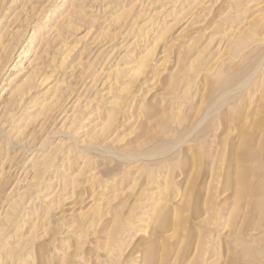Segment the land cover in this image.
Segmentation results:
<instances>
[{
  "label": "rangeland",
  "instance_id": "obj_1",
  "mask_svg": "<svg viewBox=\"0 0 264 264\" xmlns=\"http://www.w3.org/2000/svg\"><path fill=\"white\" fill-rule=\"evenodd\" d=\"M261 38L264 0H0V264H264V166L238 205L229 175L264 121Z\"/></svg>",
  "mask_w": 264,
  "mask_h": 264
},
{
  "label": "bare ground",
  "instance_id": "obj_2",
  "mask_svg": "<svg viewBox=\"0 0 264 264\" xmlns=\"http://www.w3.org/2000/svg\"><path fill=\"white\" fill-rule=\"evenodd\" d=\"M258 38H259V37H258ZM262 39H264V38H261V40H262ZM259 40H260V38H259ZM261 43H263V42H261ZM257 44H258V43H257ZM260 45H261V44H260ZM259 47H260V46H259ZM257 48H258V47H257ZM234 51H235V50H234ZM236 51H238V50H236ZM229 53H230V52H229ZM233 53H234V52H233ZM263 53H264V52H263ZM232 55H233V54H232ZM236 55H237V54H236ZM262 55H263V54H262ZM233 57H234V56H233ZM263 58H264V56H263ZM231 59H232V58H231ZM233 59H234V58H233ZM257 60H258V59H257ZM261 60H262V58L259 60V62H261ZM255 63H256V61H255ZM252 67H253V66H252ZM254 67H255V65H254ZM255 68H256V67H255ZM255 68H254V69H255ZM258 68H259V67H258ZM258 68H256V69H258ZM254 71H258V70H254ZM254 71H253V72H254ZM255 73H257V72H254V74H255ZM232 74H234V73H232ZM237 74H238V71H237ZM237 74L235 73V75H237ZM240 74H241V73H240ZM240 74H239V76H240ZM246 74H247V73H244V75H246ZM261 74H262V72H261ZM230 75H231V74H230ZM244 75H242V76H244ZM250 76H251V75H249V73H248V76H246V77L244 76V78H242L243 80L240 79L241 81L239 82V86H241V85L243 86L247 81H249ZM236 77H237V76H235V78H236ZM238 78H239V77H238ZM255 78H256V77H255ZM229 79H230V78H229ZM231 79H232V78H231ZM225 80H226V79H225ZM233 81H235V79H234ZM226 82H230V81H228V79H227ZM237 82H238V81H237ZM231 83H232V82H231ZM250 83H251V82H250ZM254 83H256V82H254ZM222 84H223V83H222ZM230 85H232V84H230ZM230 85H229V89H230ZM245 85H246V84H245ZM250 85H251V84H250ZM260 85H261V84H260ZM223 86H224V85H223ZM233 86H234V85H232V87H233ZM236 86H237V85H236ZM218 87H219V86H218ZM221 87H222V85H221ZM247 87H248V86H247ZM260 87L263 89V91H262V94H263L262 97H263V100H264V86H260ZM205 88L207 89V87H205ZM210 88H211V87H210ZM226 88H227V87H226ZM211 89H212V88H211ZM211 89H210V90H211ZM224 89H225V87H224ZM233 89H234V88H233ZM240 89H241V88H240ZM247 89H248V88H247ZM247 89H246V90H247ZM249 89H250V88H249ZM249 89H248L246 92H248ZM212 90H213V89H212ZM225 90H226V89H225ZM231 90H232V89H231ZM235 90H237V89H235ZM242 90H243V89H242ZM221 91H222V90H221ZM221 91H219V92L222 93ZM228 91H230V90H228ZM228 91H225V94L228 93ZM232 91H233V90H232ZM240 91H241V90H240ZM214 92H215V91H213V93H214ZM241 92H242V91H241ZM241 92H240V93H241ZM234 93H235V92H234ZM208 94H209V92H208ZM222 94H223V93H222ZM222 94H220L221 97H222ZM231 94H232V92H231ZM231 94H230V96H231ZM213 95H214V94H213ZM216 95H218V94H215V96H216ZM228 95H229V94H228ZM202 96H203V95H202ZM210 96H212V95H210ZM218 96H219V95H218ZM236 96H237V95H236ZM238 96H239V95H238ZM246 96H247V94H246ZM231 97H233V96H231ZM202 98H203V97H202ZM202 98H201V99H202ZM210 98H214V97L212 96V97H210ZM215 98H220V96H219V97H215ZM226 98H229V96L227 97V95H226ZM239 98H240V97H239ZM242 98H243V97H242ZM242 98H241V99H242ZM204 99H205V98H204ZM204 99H203L202 101H204ZM243 99H244V98H243ZM206 100H208V99H206ZM218 100H219V99H218ZM227 100H228V99H227ZM238 100H239L238 102H240V99H238ZM213 101H214V99H213ZM215 101H216V99H215ZM215 101H214V102H215ZM243 101H244V100H242L241 103H243ZM209 102H210V101H209ZM224 102H225V100H224ZM235 102H237V101H235ZM207 103H208V102H207ZM215 103H216V102H215ZM211 104H212V105H215V104L212 103V102H211ZM224 104H225V103H224ZM263 104H264V103H263ZM208 105H209V104H208ZM216 105H217V104H216ZM232 105H233V104H232ZM234 105H235V104H234ZM206 106H207V105H206ZM209 106H210V105H209ZM209 106H207V107H209ZM218 106H219V105H218ZM207 107H206V108H207ZM211 107H212V106H211ZM214 107H216V106H214ZM240 107H241V106H240ZM218 108H220V107H218ZM237 108H238V110H239V105L237 106ZM200 109H201V108H200ZM200 109H199V110H200ZM196 110H197V109H196ZM207 110L209 111L208 108H207L206 110L203 109L202 111H205V112H206ZM208 111H207V112H208ZM235 111H236V110H235ZM235 111H234V112H235ZM199 112H200V111H199ZM205 112H204V113L202 112V113L205 114ZM209 112H210V111H209ZM214 112H215V109H214ZM234 112H233V113H234ZM255 112H257V111H255ZM197 113H198V112H197ZM235 113H236V112H235ZM207 114H208V113H207ZM221 114H222V113H221ZM228 114H229V113H228ZM255 114H258V113H255ZM218 115H220V114H218ZM227 116H228V115H227ZM230 116H231V115H230ZM237 116H238V113H237ZM237 116H234V118L237 117ZM254 116H255V115H253V116L251 117V118L253 119V122H251V119H250V120L248 119V120H249L252 124H254V122L257 121V120H258V121H257L258 123H261V122H260V119H259V118H261V117H259L257 120H255V118H253ZM257 116H258V115H257ZM177 117H178V116H177ZM196 117H197V116H196ZM210 117H211V116H210ZM215 117H216V116H215ZM225 117H226V115L224 116V118H225ZM263 117H264V116H263ZM263 117H262V118H263ZM164 118H165V117H164ZM205 118H206V116H205ZM219 118H220V117H219ZM219 118H218V119H219ZM245 118H246V117H245ZM245 118H244V119H245ZM247 118H248V117H247ZM176 119H179V117L176 118ZM222 119H223V118H221V120H222ZM227 119H228V118H227ZM196 120H197V119H196ZM219 120H220V119H219ZM225 120H226V119H225ZM245 120H246V119H245ZM254 120H255V121H254ZM262 120H263V119H261V121H262ZM211 121H212V120H211ZM227 121H228V120H227ZM232 121H234V120H232ZM232 121H231V122H232ZM235 121H236V120H235ZM249 121H248V122H249ZM219 122H220V121H219ZM219 122H218V123H219ZM257 122H256V124H258ZM221 123H222V122H221ZM227 123H228V122H227ZM251 123H249V124H251ZM262 123H264V121H263ZM262 123H261V124H262ZM224 124H226V123H224ZM243 124H244V123H243ZM256 124L253 125L252 127H251V125H249V127H251V131H252V130H253V131H254V130H257V128L261 125V124H259V126H258V125H256ZM177 125H178V124H177ZM177 125H176V126H177ZM213 125H214V123H213ZM193 126H194V125H193ZM216 126H218V125H216ZM254 126H256L257 128L255 127V129H254ZM191 127H192V126H191ZM218 127H220V125H219ZM261 127H263V126H261ZM221 128H223V127L221 126ZM245 128H246V127H245ZM247 128H248V127H247ZM252 128H253V129H252ZM194 129H195V128H194ZM194 129H193V130H194ZM241 129H242V128H240V130H241ZM262 129H264V127H263ZM240 130H239V131H240ZM260 130H261V129H259L258 131H260ZM197 131H198V130H197ZM253 131L250 132V129H249V133H250V134L253 133ZM261 131H264V130H261ZM172 132H173V131H172ZM174 132H175V131H174ZM187 132H188V131H187ZM195 132H196V131H195ZM220 132H221V131H220ZM256 132H257V131H256ZM189 133H190V132H188V134H189ZM241 133H242V134H241ZM249 133L243 129V131L240 132L241 135H238V136H240V138H241V139H239L240 144H239V141H238V143H237L238 145H236V146H239V147H238V148L235 147V149L237 148V150H234L235 152L233 151V152H234V153H233V154H234V158H233L232 161H231V163H232L233 160H234L235 163L238 164V166L236 165V166H237L236 169L234 168V167H235L234 164H233L234 167H232L233 169L236 170V171L233 170L234 173H235V175H234L233 173H232V174L229 173V175H233V177L235 178L234 181L236 180L235 182H236V184L238 185V186L236 187L237 189L235 188V190H236V192H235V194H236L235 198H236V199L234 198L235 200H233V202H235L237 205L240 204V203H242V202H244L243 200L245 199V197L248 196V197H247L248 199H250L249 197H251V196H249L248 193H247V192H249L248 190H250V188L253 187V186L250 184L251 181H250V182L248 181V176H249V172H250L249 170H251V169H248V167H249V166L251 167V165H252V164H251V165L249 164V161H250V160L253 158V156H254V159L256 158L255 160L253 159L254 162L257 160L259 163L256 161V164L258 163L259 165L264 166V149H261V147H260L259 151H255V148H254V147H256V146H255V144H252V143H251L252 141H253V143H255V141H254L253 139H252V141H250V137H252V136L249 137ZM254 133H255V131H254ZM258 133H259V132H258ZM260 133H261V132H260ZM260 133H259V134H260ZM262 133H263V132H262ZM190 134H191V133H190ZM206 134H207V133H206ZM222 134H223V132H222ZM223 135H224V134H223ZM252 135H253V134H252ZM261 135H262V134H261ZM185 136H186V135H185ZM241 136H242V137H241ZM184 138H186V137H183V139H184ZM192 138H193V137H192ZM226 138H227V137H226ZM257 138L260 139V137H257ZM257 138H255V140H257ZM262 140H263V139H262ZM195 141H196V140H195ZM225 141H226V140H225ZM221 142H222V141H221ZM221 142H220V143H221ZM195 143H196V142H195ZM257 143H258V141H257ZM260 143H261V141L259 142V144H260ZM171 144H172V143H171ZM173 144H175V143L173 142ZM203 144H204V143H203ZM228 144H229V143H228ZM228 144L226 143V144H224V145L226 146V145H228ZM230 144H231V143H230ZM263 144H264V142H263ZM162 145H163V147H164V144H162ZM220 145H221V144H220ZM256 145H257V144H256ZM156 146H157V145H156ZM165 146H166V145H165ZM204 146H205V145H203V147H204ZM214 146H215V145H214ZM225 146H224V147H225ZM253 146H254V147H253ZM259 146H260V145H259ZM157 147H158V146H157ZM163 147H161V149H157V150H155V151H153L154 149L151 150V149L148 148V150H151V151H148V150L146 149L147 152H145V153H143V154H144V156H147L148 158H149V157H153V156H159V155L163 154V153L166 151V149H167V151L169 150V149H168L169 147H167V146H166L167 148H166V147L163 148ZM171 147H173V146H171ZM197 147H198V149H199V146H198V145H197ZM220 147H221V146H220ZM250 147H253V148H254V151H253V155H252V156H250V155L252 154V153H250V150H251ZM111 148H112V147H111ZM162 148H163V149H162ZM227 148H228V147H227ZM227 148L225 147L223 150H225V149H227ZM230 148H231V147H230ZM232 148H233V147H232ZM106 149H107V148H106ZM200 149H201V148H200ZM110 150H111V149H110ZM219 150H220V149L218 148V151L216 150V151H214V152H215V153L217 152L216 154H218V153H220ZM221 150H222V149H221ZM252 150H253V149H252ZM252 150H251V152H252ZM105 151L107 152V150H105ZM133 151H134V150H133ZM169 151H170V150H169ZM195 151H196V150H195ZM201 151H202V150H201ZM226 151H227V150H226ZM226 151H225V152H226ZM112 152H113V151H112ZM112 152H111V153H112ZM131 152H132V151H131ZM140 152H141V151H140ZM180 152H181V151H180ZM197 152H199V150H198ZM222 152H224V151H222ZM227 152H228V151H227ZM254 152L257 153V155H255ZM115 153H116V151H115ZM199 153L201 154V152H199ZM199 153H198V154H199ZM116 154H117V153H116ZM126 154H127V153H126ZM170 154H171V153H170ZM178 154H179V153H178ZM198 154H197V155H198ZM216 154H215V155H216ZM225 154H226V153H225ZM225 154L222 153L223 156H221V154H218V156L220 155V156L222 157L221 160L224 159L223 161H225V158H224V157H225ZM124 155H125V153H124ZM131 155H132V154H131ZM131 155H130V157H131ZM141 155H142V154H141ZM164 155H165V154H164ZM167 155H168V154H167ZM193 155H194V153H193ZM215 155H214V156H215ZM231 155H232V154H231ZM122 156H123V154H122ZM126 156H127V155H126ZM133 156H134V155H133ZM138 156H139V155H138ZM162 156H163V155H162ZM169 156H170V155H169ZM195 156H196V155H195ZM200 156H202V155H200ZM214 156H213V157H214ZM160 157H161V156H160ZM160 157H159V158H160ZM167 157H168V156H167ZM197 157H198V156H197ZM202 157H203V156H202ZM204 157H205V156H204ZM123 158H124V157H123ZM131 158H132V157H131ZM135 158H136V157H135ZM141 158H142V157H141ZM157 158H158V157H157ZM157 158H156V159H157ZM208 158H209V157H208ZM215 158L217 159V156H215L214 158H212V160H213V159L215 160ZM226 158H227V157H226ZM163 159H164V158H163ZM202 159H203V158H201V160H202ZM128 160H129V158H128ZM141 160H142V159H141ZM144 160H145V159H144ZM170 160H171V159H170ZM198 160H199V159H197V161H198ZM147 161H148V160H147ZM149 161H151V160H149ZM149 161H148V162H149ZM157 161H158V160H157ZM160 161H161V160H160ZM165 161H166V160H165ZM165 161H164V162H165ZM197 161H196V162H197ZM206 161H207V160H206ZM217 161H219V159H218ZM223 161H222V162H223ZM226 161H227V160H226ZM226 161H225V162H226ZM174 162H175V161H174ZM210 162H211V161H210ZM214 162L216 163V160L212 162L214 165L219 164L218 162H217L216 164H215ZM254 162H253V161H252V162L250 161V163H254ZM143 163H144V162H143ZM150 163H151V162L147 163V165H148V164L150 165ZM154 163H155V162H154ZM161 163H162V162H161ZM170 163H171V162H170ZM199 163H200V162H199ZM201 163H202V162H201ZM201 163H200V164H201ZM223 163H224V162H223ZM223 163H222V164H223ZM227 163H228V162H227ZM159 164H160V163H158V165H159ZM164 164H165V163H163V164H161V165H164ZM168 164H169V162H168ZM168 164H167V165L165 164L166 167L168 166ZM193 164H194V163H193ZM196 164H197V163H196ZM228 164H229V163H228ZM246 164H249V165L247 166ZM144 165H145V163H144ZM205 165H207L206 162H205ZM214 165H213V166H214ZM224 165H225V164H224ZM229 165H230V164H229ZM233 165H232V166H233ZM173 166H174V165H173ZM197 166H198V165H197ZM209 166H212V165L210 164ZM219 166H221V165H219ZM252 166H253V165H252ZM254 166H255V163H254ZM151 167H153V166H151ZM216 167H218V166H216ZM144 168H146V166H144ZM173 168H174V167H173ZM198 168H199V170H200V167H198ZM203 168H204V167H203ZM210 168H211V167H210ZM213 168H214V167H213ZM219 168H221V167H219ZM251 168H252V167H251ZM254 168L257 169V170H258V168L261 169L260 166H258V167H254ZM158 169H159V168H158ZM158 169H157V170H158ZM160 169H162V167H160ZM164 169L166 170V171L164 170L165 173H166L167 171H168L167 173H169V171L172 170L171 168H169V169L167 170V168H165V167H164ZM195 169H196V166H195ZM195 169H194V170H195ZM211 169H212V168H211ZM222 169H223V167H222ZM222 169H221V170H222ZM228 169H229V168H228ZM148 170H149V169H148ZM173 170H174V169H173ZM206 170H207V168H206ZM212 170H214V169H212ZM216 170H217V169H215L212 173L214 174V172H215ZM257 170L254 171V170L252 169L253 174H254V172H255L254 176H257V175H256V174H258V173H257ZM218 171H220V170H218ZM226 171H228V170H226ZM231 171H232V170H231ZM231 171H230V172H231ZM262 171H263V170H260L259 172H260V175L263 177V175H264V171H263V172H262ZM145 172H146V170H145ZM152 172H153V170H152ZM152 172H151V173H152ZM158 172H159V171H158ZM228 172H229V171H228ZM228 172H227V173H228ZM159 173L161 174V173H163V172H159ZM193 173H195V172H193ZM210 173H211V172H209V174H210ZM216 173L218 174V172H215V175H216ZM171 174H174L173 171L171 172ZM171 174H169V176H171ZM203 174H204V173H203ZM206 174H207V173H206ZM262 174H263V175H262ZM146 175H147V173H146ZM148 175H150V174L148 173ZM148 175H147V176H148ZM152 175H153V174H152ZM197 175H198V173H197ZM218 175H219L218 177L221 178V176H220V172H219ZM227 175H228V174H227ZM158 176H159V175H157V177H158ZM162 176H165V175L163 174ZM167 176H168V174H167ZM193 176H196V175H193ZM193 176H192V177H193ZM211 176H212V175H211ZM261 176H259V177H261ZM145 177H146V176H145ZM152 177H154V176H151V177H149V178H152ZM172 177H174V176L172 175ZM172 177H170V178H172ZM192 177H191V178H192ZM213 177H214V175H213ZM225 177H226V174H225ZM231 177H232V176H230V179H231ZM249 177L252 179V176H251V175H250ZM146 178H147V177H146ZM155 178H156V177H155ZM163 178L165 179V177H163ZM194 178H195V177H194ZM210 178H211V177H210ZM214 178H217V177H214ZM263 178H264V177H263ZM172 179H173V178H172ZM211 179H212V178H211ZM227 179H228V177H227L226 179H224V181L227 180ZM251 179H250V180H251ZM260 179H262V178H260ZM151 180H152V179H151ZM166 180H167V179H166ZM190 180H191V179H190ZM212 180H213V179H212ZM217 180H220V179H217ZM231 180H233V179H231ZM252 180H253V179H252ZM254 180H255V178H254ZM254 180H253V181H254ZM263 180H264V179H263ZM263 180L261 181L262 183H263ZM145 181H146V180H145ZM152 181H153V180H152ZM191 181H192V180H191ZM215 181H216V180H215ZM224 181H223V182H224ZM227 181H228V180H227ZM229 181H230V180H229ZM156 182H157V181H156ZM164 182H165V180H164ZM169 182H170V180H169ZM174 182H175V180H174ZM216 182H217V181H216ZM230 182H231V181H230ZM232 182H233V181H232ZM152 183H153V182H152ZM152 183H151V184H152ZM158 183H159V182H158ZM175 183H176V182H175ZM218 183H219V182H218ZM218 183H217V185H218ZM233 183H234V182H233ZM252 183H253V182H252ZM254 183H255V181H254ZM254 183H253V185H254ZM147 184H148V183H147ZM147 184H146V185H147ZM176 184H177V183H176ZM189 184H190V183H189ZM223 184H224V183H223ZM255 184H257V186H258V187H257V186L255 185V187L260 188V187H259V184H258L257 182H256ZM154 185H155V184H154ZM164 185H166V182H165ZM174 185H175V184H174ZM178 185H179V184H178ZM192 185H193V184H192ZM206 185H207V184H206ZM211 185H212V184H211ZM213 185H215V183H213ZM225 185H226V184H225ZM225 185H224V186H225ZM260 185H261V184H260ZM156 186H157V185H155L154 187H156ZM166 186H167V185H166ZM166 186H164V187L167 188ZM188 186H189V185H188ZM188 186H187V188H188ZM169 187H170V185H169ZM169 187H168V188H169ZM219 187H220V186H219ZM234 187H235V186H234ZM170 188H171V187H170ZM191 188H192V187H191ZM191 188H190V190H191ZM262 188H263V185H262ZM208 189H209V188H208ZM210 189H211V188H210ZM163 190H164V189H163ZM166 190H167V189H166ZM166 190H165L164 192L167 193L168 191H166ZM168 190H171V189H168ZM212 190H213V189H212ZM261 190H264V189H261ZM261 190H260V191H261ZM216 191H218L217 188H216ZM226 191H227V190H226ZM250 191H251V190H250ZM253 191H254V190H252L251 193H252ZM258 191H259V190H258ZM258 191H257V193H258ZM260 191H259V192H260ZM164 192H163V193H164ZM214 192H215V191H214ZM263 192H264V191H263ZM263 192H260V194H262ZM212 193H213V192H212ZM253 193H254V194H257V193H256V190H255ZM205 194H206V193H205ZM254 194H252V196L254 197V199H255L256 202H255L254 200H253V201H254L255 203L258 204V201L256 200V197H255ZM207 195H209V194H207ZM217 195H218V194H217ZM217 195L214 194L213 197L211 196L212 198H210V196H209L208 198L210 199V201H212V202L214 203V201H213L214 199H213V198H214V196L217 197ZM228 195L230 196V194H228ZM233 195H234V194H233ZM233 195H232V196H233ZM165 196H167V195H165ZM184 196H185V195H184ZM193 196H194V195H193ZM220 196H221V195H220ZM256 196H257V198H258V197H262L261 195H260V196L256 195ZM218 198H219V197H218ZM226 198H227V197H226ZM232 198H233V197H232ZM187 199H188V198H187ZM194 199H195V198H194ZM203 199H204V198H203ZM211 199H213V200H211ZM216 199H217V198H216ZM219 199H220V198H219ZM248 199H246V200L249 201ZM252 199H253V198H252ZM259 199H260V198H259ZM206 200H208V199H206ZM206 200H204V201H205V203H206V205H207ZM241 200H242V202H240ZM246 200H245V204H244L245 206H246V202H247ZM167 201H168V199H167ZM167 201H166V202H167ZM192 201H193V199H192ZM192 201H191V202H192ZM194 201H195V200H194ZM210 201H209V202H210ZM237 201L240 202V203H237ZM250 201H251V200H250ZM212 202H211V203H212ZM216 202H217V201H216ZM216 202H215V204H216ZM186 203H187V202H186ZM192 203H193V202H192ZM194 203H195V205H196V202H194ZM213 203H212V204H213ZM248 203H249V202H247V204H248ZM166 204H167V203H166ZM187 204H189V203H187ZM200 204H201V203H200ZM208 204L210 205V203H208ZM217 204H218V203H217ZM257 204H255V205H257ZM191 205H192V204H191ZM193 205H194V204H193ZM204 205H205V204H204ZM242 205H243V204H242ZM202 206H203V205H202ZM207 206H208V205H207ZM207 206H203V207H204V208L206 207V209H207L208 211H210V210H212V209H210V208H212V206L215 208L217 205H216V206L212 205V206H210V207H209V206L207 207ZM245 206H244V208H242V207H241V208L244 210V209H246ZM258 206H259V205H257V207H258ZM237 207H240V206H233V207H232L233 210L231 211V214H230L231 217H232V215H233L234 213L236 214ZM183 208H184V207H183ZM194 208L196 209V206H195ZM192 209H193V208H192ZM195 209H194V210H195ZM198 209H199V207H198ZM215 209H217V210L219 211L218 207H216ZM220 209H221V208H220ZM173 210H174V212H175V209H173ZM181 210H182V209H181ZM194 210H193V211H194ZM157 211H158V210H157ZM157 211H156V212H157ZM195 211H196V210H195ZM202 211H203V210H202ZM212 211H213V210H212ZM212 211H211V212H212ZM214 211H216V210H214ZM158 212H159V211H158ZM158 212L155 213V214H158ZM205 212H207V211H205ZM211 212H209V213H211ZM219 212H221V211H219ZM228 212H229V211H228ZM228 212H227V213H228ZM237 212H238V211H237ZM161 213H162V212H161ZM175 213L177 214V211H176ZM175 213H174V215H175ZM199 213H200V212H199ZM207 213H208V212H207ZM209 213H208V214H209ZM214 213L217 214L218 212H212V214H214ZM223 213H224V212H223ZM153 214H154V212H153ZM159 214H160V212H159ZM204 214H205V213H204ZM218 214H219V213H218ZM246 214H247V213H246ZM246 214H245V215H246ZM163 215H164V210H163V214H161V217H163ZM206 215H207V214H206ZM206 215H205V218H206ZM210 215H211V214H210ZM236 215H237V214H236ZM154 217H155V215H154ZM172 217H173V220L176 219V218H174L173 215H172ZM177 217H178V214H177ZM213 217L215 218L216 215H213ZM220 217H221V214H220ZM231 217H228V218H227V215H225V217H223V218H227V223H229V221L231 222V220H230ZM233 217H234V215H233ZM233 217H232V221H233V223L231 222L232 225L234 224V220H233V219H235V217H234V218H233ZM159 218H160V217H159ZM178 218H180V215H179ZM178 218L176 219L177 222L182 221V220H180L181 218H180L179 220H178ZM237 218H238V217H237ZM237 218H236V219H237ZM241 218H242V215H241ZM243 218H244V217H243ZM246 218H247V217H246ZM160 219H161V218H160ZM164 219H165V216H164ZM164 219H162V220H164ZM207 219H208V217H207ZM207 219H205V220H207ZM209 219H210V218H209ZM211 219H212V218H211ZM211 219H210V220H211ZM215 219H216V218H215ZM215 219H214V220L212 219V221H215ZM217 219H218V218H217ZM217 219H216V221H218ZM236 219H235V220H236ZM155 220H157V215H156ZM158 220H159V219H158ZM240 220H241L242 222L244 221V220H242V219H240ZM245 220H246V219H245ZM165 221H167V219H166ZM165 221H164V222L162 221V224H163V223L165 224ZM174 221H175V220H174ZM174 221H173V222H174ZM207 221H209V220H207ZM158 222H159V221H158ZM225 222H226V221H225ZM160 223H161V222H160ZM175 223H176V222H175ZM175 223H171V224H175ZM181 223H183V222H180V224H181ZM214 223H215V222H214ZM216 223H217V222H216ZM177 224H178V226H179L178 228H180V229H177V230H182L181 227H182L183 225L180 226L179 223H177ZM177 224H176V226H177ZM207 224H208V223H207ZM229 224H230V223H229ZM229 224H228V225H229ZM159 225H160V224H159ZM226 225H227V224H226ZM233 226H234V225H233ZM236 226H237V225H236ZM239 226H240V230H241V225H239ZM158 227H159V226H158ZM228 227H229V226H228ZM234 227H235V226H234ZM174 228H175V227H174ZM209 228H210V227H209ZM209 228H208V230H210ZM236 228H237V227H236ZM184 229H185V226H184ZM116 230H117V229H116ZM199 230H201V229H199ZM206 230H207V229H206ZM206 230H205V231L202 230V231L205 233ZM235 230H236V229H235ZM123 231H124V230H123ZM202 231H200V232L202 233ZM232 231H234V230H232ZM237 231H238V230H237ZM241 231H242V230H241ZM117 232H118V230H117ZM176 232L178 233V231H176ZM207 232H209V231H207ZM207 232H206V233H207ZM179 233H180V231H179ZM204 233H203V234H204ZM232 233H233V232H232ZM240 233H243V232H240ZM115 234L117 235V233H115ZM115 234H114V235H115ZM203 234H202V235H203ZM207 234H208V233H207ZM198 235H199V234H198ZM202 235H200V238L203 237ZM234 235L237 236L235 233H234ZM239 235H240V234H239ZM244 235H245V234H244ZM152 236H153V235H152ZM177 236H178V235H177ZM241 236H242V235H241ZM204 237H205V234H204ZM200 238H199V239H200ZM205 238H206V237H205ZM205 238H204L203 240L200 241V243H202L201 245H200L199 242H197V243H199V244H197V245H199L198 247H201V248L197 249L196 251L201 252V250H202V252H203V250H204L203 245H204L205 243H206L205 245H207V242H205V243L203 244V242L206 240ZM235 238H236V237H235ZM153 239H154V238L150 237V241L153 240ZM199 239H198V240H199ZM208 239H209V238H208ZM208 239H207V240H208ZM243 239H244V238H243ZM148 240H149V239H148ZM207 240H206V241H207ZM154 241H155V240H154ZM154 241H151V242L154 243ZM202 241H203V242H202ZM155 242H157V241H155ZM159 242H160V241H159ZM154 244H155V243H154ZM150 245L153 246V244H150V243H149L148 246H150ZM157 245H158V244H157ZM162 245H163V244H162ZM205 245H204V246H205ZM148 246H147V249H148ZM162 247H163V246H162ZM198 247H197V248H198ZM207 247H208V245H207ZM154 248H155V247H154ZM160 248H161V247H160ZM202 248H203V249H202ZM118 249H119V247H118ZM121 249H122V248H121ZM147 249H146V250H147ZM161 249H162V248H161ZM150 251H151V250H150ZM150 251H149V249L147 250L148 254L144 252L145 254L148 255L149 258H150V256H153V255L155 254V253H154L153 255H151V254L153 253L152 251H151V253L149 254ZM163 251H165L166 253L168 252V250L166 249V244H165V248H164ZM156 252H157V254H159L158 251H156ZM202 252H201V253H202ZM163 253H164V252H163ZM166 253H164V254H166ZM110 254H112V253H110ZM164 254H163V258L161 259V260H163V261H161V262H162L163 264H166V262H165L164 259H165V258L167 259V257H166V255L164 256ZM195 254H196V253H195ZM195 254H194V255H195ZM147 255H145L144 257L146 258ZM149 255H150V256H149ZM202 255H204V253H203ZM159 256H160V255H159ZM195 256H196V255H195ZM198 256H200V257H199V259H200V258H201V255L198 254ZM144 257H143V258H144ZM148 257L146 258V259H148V261H147V260L144 261L143 264H144L145 262H146V264L149 262V258H148ZM154 257H155V255H154ZM164 257H165V258H164ZM202 257H203V256H202ZM204 257H205V256H204ZM204 257H203V258H204ZM158 258H159V257H158ZM193 258H194V257H193ZM152 259H153V258H152ZM142 260H144V259H142ZM195 260H196V259H195ZM195 260L192 259V262L194 261L193 264H196V263H195ZM205 260H206V259H205ZM198 261H199V260H197L196 262H198ZM190 262H191V260H190ZM199 262H201V259H200ZM162 263H161V264H162ZM202 263H203V262H202ZM206 263H207V261H206ZM206 263H205V264H206ZM189 264H190V263H189ZM191 264H192V263H191ZM197 264H200V263H197Z\"/></svg>",
  "mask_w": 264,
  "mask_h": 264
}]
</instances>
